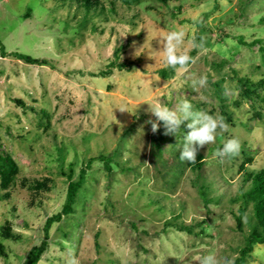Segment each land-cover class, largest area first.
I'll use <instances>...</instances> for the list:
<instances>
[{
	"label": "rangeland",
	"instance_id": "obj_1",
	"mask_svg": "<svg viewBox=\"0 0 264 264\" xmlns=\"http://www.w3.org/2000/svg\"><path fill=\"white\" fill-rule=\"evenodd\" d=\"M175 30L185 33L181 51L202 38L203 47L194 64L162 79L161 46ZM0 44V155L16 165L0 188V227L15 236L0 231V264H24L81 168L72 210L50 225L36 264L238 256L259 229L244 175L264 167V0H0ZM201 76L207 86L194 88ZM238 78L254 83L249 96ZM185 99L229 125L194 163L179 158L188 121L168 135L162 122L155 133L148 123L156 120L148 103L175 108ZM231 138L239 155L221 163L214 153ZM242 264H264V243Z\"/></svg>",
	"mask_w": 264,
	"mask_h": 264
},
{
	"label": "clouds",
	"instance_id": "obj_2",
	"mask_svg": "<svg viewBox=\"0 0 264 264\" xmlns=\"http://www.w3.org/2000/svg\"><path fill=\"white\" fill-rule=\"evenodd\" d=\"M185 33L183 30H175L169 32L164 37L161 50L164 62L167 67L174 70L187 69L190 64L195 63V58L188 51H181L184 44ZM192 48L198 49L203 47V38L199 43L195 40L191 42ZM208 80L206 76H201L198 80L193 81L194 88L206 87ZM149 104L148 111L156 117L151 123L152 132L155 133L162 122L165 129V135L177 133L180 126L188 121L186 127L189 131L184 135V144L179 153L181 161L194 163L197 159L198 152L201 148L216 142L218 135H223L229 131V125L223 117H214L202 110H194L193 105L187 99L182 100L175 108H169L160 104ZM121 112L127 111L121 107ZM240 142L236 138L228 139L222 148L215 151L214 155L219 158L221 163L239 155ZM148 164L147 162H145ZM149 165V164H148ZM151 166V165H150ZM67 264H79L78 259L73 255L70 256ZM199 264H233L230 259L223 262L218 260L214 255H204L199 258Z\"/></svg>",
	"mask_w": 264,
	"mask_h": 264
},
{
	"label": "trees",
	"instance_id": "obj_3",
	"mask_svg": "<svg viewBox=\"0 0 264 264\" xmlns=\"http://www.w3.org/2000/svg\"><path fill=\"white\" fill-rule=\"evenodd\" d=\"M86 1V0H85ZM125 3H129L135 0H122ZM161 3H165L167 0H157ZM89 7L88 4H86V8ZM0 52L3 55L5 52L3 51V47L0 44ZM11 54L16 57L19 60H22L25 63L28 64H44L45 60L42 58H32L26 54L19 53V52H11ZM189 54L193 57L194 55V49L189 52ZM113 63L110 62L109 65H112ZM172 68L165 67V68H159L155 72L157 75L162 79H167L170 74L172 73ZM110 71L103 70L98 71V75H105L108 74ZM95 75V74H94ZM238 83L240 86H242V93L245 96H249L251 92V87L249 86H255L254 83H250L249 86H243L242 79L238 78ZM16 103L21 104V101L19 99H16ZM99 160H101L104 164L105 169L108 168V165L105 161V158L102 156L95 157ZM16 173V165L13 162V160L6 154L0 155V188L5 189L13 180V177ZM83 174H84V168H81L79 171V176L76 181H68L65 189V198L64 201L59 209V211L47 216L44 219L43 225H42V238L38 242V244L32 245L29 250L27 251L25 255V261L24 264H36L38 259L40 258L41 254L46 250L47 248V238H48V229L50 225L53 222H57L60 220V218L64 215H67L72 210V203L74 202L75 194L77 189L80 187L82 181H83ZM244 180L249 182L248 189L246 190V198L249 200L252 204V215L256 221L257 226L259 229H253L246 237V243L245 245L239 249L238 256L233 259V264H242L245 255L247 252L251 249V246L253 243H264V167L260 168L255 171H250L245 173ZM7 191H4L0 198L7 196ZM241 211L238 212L237 215H235V225L236 228H240L241 223ZM0 231L2 235L6 237H15L12 235L7 227H0Z\"/></svg>",
	"mask_w": 264,
	"mask_h": 264
}]
</instances>
